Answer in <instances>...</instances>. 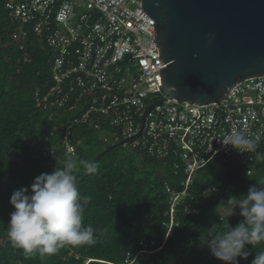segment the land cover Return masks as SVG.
Wrapping results in <instances>:
<instances>
[{"label": "trees", "instance_id": "obj_1", "mask_svg": "<svg viewBox=\"0 0 264 264\" xmlns=\"http://www.w3.org/2000/svg\"><path fill=\"white\" fill-rule=\"evenodd\" d=\"M5 14L0 0V264H223L204 244L207 229L224 231L242 220L239 209L230 216L224 202L230 196L242 199L252 185H264V160L252 163L255 172L251 174L249 165L233 157L219 155L208 162L189 185L193 197L179 201L170 225L172 202L166 184L182 189L183 167L175 172L174 156L156 158L138 147L112 146L120 141L105 136H111L113 128L75 122L79 109L38 105L36 91L46 92L53 84L51 49L32 33L25 42L14 39L15 24ZM68 126L76 152L68 154L60 147L44 154L43 148L62 139ZM258 153L264 155V144ZM72 157L97 165L94 174L83 168L75 173L79 191L90 197L83 224L94 228L97 242L65 246L44 258H26L7 236L14 211L10 197L20 188H29L30 195L35 177L51 173ZM213 188L218 189L216 193ZM185 203L191 204L190 212L184 211ZM145 247L149 251L140 254ZM249 249L248 258L240 264H251L256 253L264 250V242ZM128 257L134 261L127 263Z\"/></svg>", "mask_w": 264, "mask_h": 264}, {"label": "built area", "instance_id": "obj_2", "mask_svg": "<svg viewBox=\"0 0 264 264\" xmlns=\"http://www.w3.org/2000/svg\"><path fill=\"white\" fill-rule=\"evenodd\" d=\"M3 9L6 20L15 24L14 39L25 42L32 33L51 49L53 84L46 92L36 91L38 105L79 109L75 122L109 126L115 140L129 139L125 144L156 158L174 156L176 173L183 167L184 187L166 184L172 202L170 225L179 201L193 197L189 185L197 171L219 155L249 165V174L255 172L256 153H237L220 141L235 128L259 137L257 153L263 146L264 74L242 78L225 96L199 104L166 95L155 19L142 0H3ZM71 135L68 126L62 139L46 145L43 153L61 147L74 154ZM190 207L185 203L184 211ZM147 251L142 248L140 254Z\"/></svg>", "mask_w": 264, "mask_h": 264}, {"label": "water", "instance_id": "obj_3", "mask_svg": "<svg viewBox=\"0 0 264 264\" xmlns=\"http://www.w3.org/2000/svg\"><path fill=\"white\" fill-rule=\"evenodd\" d=\"M142 5L155 19L166 95L204 104L225 96L238 80L264 74V0H142Z\"/></svg>", "mask_w": 264, "mask_h": 264}, {"label": "clouds", "instance_id": "obj_4", "mask_svg": "<svg viewBox=\"0 0 264 264\" xmlns=\"http://www.w3.org/2000/svg\"><path fill=\"white\" fill-rule=\"evenodd\" d=\"M258 140L259 137L251 138L245 130L233 128L220 142L237 153H256L258 160H264V155L257 153ZM81 168L88 174L98 170L95 162L72 157L51 173L35 177L30 195L29 188L13 191L9 202L14 211L10 214L7 236L26 258L34 255L44 258L65 246L97 242L94 228L83 224L90 197L78 189L79 178L75 173ZM224 204L229 206L230 216L239 209L242 220L235 227L228 225L219 232L211 226L204 244L223 264H240V260L248 258L249 246L252 250L264 242V185H252L242 199L230 196ZM251 264H264V250L256 253Z\"/></svg>", "mask_w": 264, "mask_h": 264}, {"label": "rangeland", "instance_id": "obj_5", "mask_svg": "<svg viewBox=\"0 0 264 264\" xmlns=\"http://www.w3.org/2000/svg\"><path fill=\"white\" fill-rule=\"evenodd\" d=\"M105 136H106L108 139H110V140H114L113 135H111V136L109 135V136H108V135L106 134ZM113 142H114V141H113ZM123 148H124V150H129V149L131 150L132 147H131L129 144H126V145L123 146Z\"/></svg>", "mask_w": 264, "mask_h": 264}]
</instances>
